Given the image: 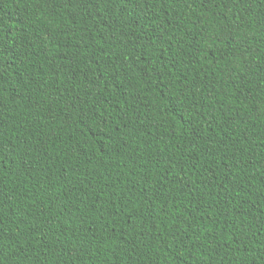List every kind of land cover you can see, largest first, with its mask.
I'll return each instance as SVG.
<instances>
[{"label": "trees", "instance_id": "1", "mask_svg": "<svg viewBox=\"0 0 264 264\" xmlns=\"http://www.w3.org/2000/svg\"><path fill=\"white\" fill-rule=\"evenodd\" d=\"M0 264H264V0H0Z\"/></svg>", "mask_w": 264, "mask_h": 264}, {"label": "snow or ice", "instance_id": "2", "mask_svg": "<svg viewBox=\"0 0 264 264\" xmlns=\"http://www.w3.org/2000/svg\"><path fill=\"white\" fill-rule=\"evenodd\" d=\"M100 75L103 76V72H101ZM99 108H103V105L99 104L98 102V109ZM96 114L99 116V120L97 121V128L102 130L109 125V120L106 118V112L97 110ZM95 134L100 135V132L98 131Z\"/></svg>", "mask_w": 264, "mask_h": 264}]
</instances>
